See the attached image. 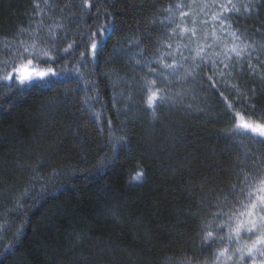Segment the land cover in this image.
I'll return each mask as SVG.
<instances>
[{
	"label": "trees",
	"instance_id": "obj_1",
	"mask_svg": "<svg viewBox=\"0 0 264 264\" xmlns=\"http://www.w3.org/2000/svg\"><path fill=\"white\" fill-rule=\"evenodd\" d=\"M232 2L251 4L222 12L239 57L180 35L195 27L179 15L189 0H0V77L27 66L20 41L49 53L35 70L57 73L0 79V264H216L243 245L214 214L264 163L228 115L264 110V0ZM149 67L168 74L155 118Z\"/></svg>",
	"mask_w": 264,
	"mask_h": 264
},
{
	"label": "snow or ice",
	"instance_id": "obj_2",
	"mask_svg": "<svg viewBox=\"0 0 264 264\" xmlns=\"http://www.w3.org/2000/svg\"><path fill=\"white\" fill-rule=\"evenodd\" d=\"M47 2V0H46ZM195 3V0H192ZM217 0H211V6L216 5ZM39 5H37L38 7ZM210 6L209 3L203 4L200 11H203L205 8ZM176 9H182L185 7L182 3H178L175 5ZM219 7L223 11H230L239 13L241 7L245 11H248L251 7V4H243L241 7H238L237 4L233 3L232 0H228L227 4H219ZM171 12V9H168ZM179 15L181 17V22L183 23L184 19L188 17L189 13L180 11ZM171 20L172 17L170 16ZM213 20H220V28L224 30V19H221L219 13L214 14L212 17ZM203 23H207L204 21ZM195 25V21H193ZM177 28L180 29V35L183 36L187 33H191V36L194 37L196 35V28H189L187 26H181V24H177ZM173 33L176 32V29L172 30ZM207 33L205 34V39H207ZM237 40L239 37L236 36V33H231ZM211 37L215 41L219 39L216 35V29H213L211 32ZM20 44L23 46V51L17 50V56L22 60L27 62V66L30 68H36V64L34 61H39L43 57H48L51 59L48 52H42L38 50L37 44H25L24 41H20ZM187 47V45H184ZM71 47V45H69ZM97 44L95 41L92 42L91 48L93 50V54H95V49ZM168 48H172L171 44L167 45ZM208 47H212V45H208ZM247 47V46H245ZM240 45H234L231 49L237 57L240 56L241 52ZM67 51V49H65ZM175 51H179V47L175 49ZM203 48H198V52H202ZM27 54V55H25ZM173 53H167V55H172ZM162 54L157 60L156 63H159L161 68L163 69H174L175 61L171 64L164 63ZM229 58L230 57H227ZM195 60V58H193ZM203 59V57H201ZM223 62V61H222ZM141 63L139 60L137 64ZM199 65L197 64L196 67ZM251 66V65H250ZM227 67V65H225ZM149 73L152 74V77H144L142 78V85L144 91L146 93L145 104L149 110L154 113L155 118V108L158 102H163L166 97L161 95L163 89L157 88L156 82L158 79H167L168 74L164 71H158L155 68L149 67ZM195 68L191 70H186V76H192ZM57 75L53 71V69L48 68L44 71H35L30 75H18L13 76V74L9 73L0 79L3 80H12L18 79L19 84L23 85L25 83H30L34 78H43L47 75ZM249 108L251 110H249ZM228 115L232 120V127L230 129V133L233 136L239 137L243 139L245 136L250 137L253 140H256L258 143L264 144V110L257 112L255 104H252L250 101L247 102L242 111H236L235 107L232 104L228 105ZM143 174L137 173L136 179H139ZM232 200L235 201L231 203V206L224 211L223 209H219L215 212L214 216L216 218H227L226 221L218 227L220 229L227 228L229 231V242L235 238L236 242L239 244L243 235H246L248 240L251 241L250 244H243L238 246L232 255H229V249L225 248L219 251L216 255V260H220L221 258H227V260L232 261V264H246L247 261H251V264H264V163H261L259 168L252 172H244L242 175V179L239 187L237 185H232V189L230 192ZM223 203H229V195H225ZM213 238V233L211 231L207 232L204 236V240L208 241ZM223 239V238H221ZM259 257V259H257Z\"/></svg>",
	"mask_w": 264,
	"mask_h": 264
},
{
	"label": "rangeland",
	"instance_id": "obj_3",
	"mask_svg": "<svg viewBox=\"0 0 264 264\" xmlns=\"http://www.w3.org/2000/svg\"><path fill=\"white\" fill-rule=\"evenodd\" d=\"M189 3L191 9L188 12L189 13L188 17L186 18L195 21V28H196V35L192 38H191V34L189 35V37L192 39L191 42H193V44L199 46L200 48H203L202 51L203 53L204 52L208 53V51L210 50H219V49H222V51L226 53H234L231 51V49L233 48L234 45H238V44L233 39L232 35L228 34L229 32L228 29H226L225 25H224V30L223 31L221 30L220 20L212 19L213 15L217 13H219L221 19H223L222 17L224 16V14L222 12L224 11L220 9L219 4L221 3L227 4V2L224 1L221 2L220 0H217L215 6H211V0H195V3H193L192 0H189ZM205 3H209L210 6L208 8H205L203 11H200L201 7ZM204 21H206L207 23H203ZM183 23L185 24L184 21ZM224 23H225V18H224ZM192 25H194L193 22ZM213 29H216V35L217 37H219V39L215 41L211 37V32ZM206 33L208 34L207 39H205ZM208 45H212V47H208ZM35 71L37 70L25 66L19 71V75H30ZM37 79L38 78H34L31 82ZM246 243L250 244L251 241L248 240L247 238L245 241H243V244ZM228 254L232 255L233 249L230 250V253ZM257 259H259V257H257ZM216 264H232V261L227 260V258L225 257L218 260ZM246 264H251V261L250 260L247 261Z\"/></svg>",
	"mask_w": 264,
	"mask_h": 264
}]
</instances>
